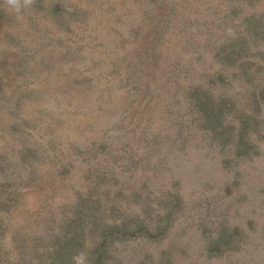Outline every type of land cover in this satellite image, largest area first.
Segmentation results:
<instances>
[{
    "label": "rangeland",
    "instance_id": "374dc122",
    "mask_svg": "<svg viewBox=\"0 0 264 264\" xmlns=\"http://www.w3.org/2000/svg\"><path fill=\"white\" fill-rule=\"evenodd\" d=\"M0 264H264V0H0Z\"/></svg>",
    "mask_w": 264,
    "mask_h": 264
},
{
    "label": "clouds",
    "instance_id": "9594fccd",
    "mask_svg": "<svg viewBox=\"0 0 264 264\" xmlns=\"http://www.w3.org/2000/svg\"><path fill=\"white\" fill-rule=\"evenodd\" d=\"M34 0H5L8 10L19 14L24 8L30 7Z\"/></svg>",
    "mask_w": 264,
    "mask_h": 264
}]
</instances>
